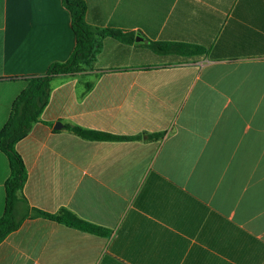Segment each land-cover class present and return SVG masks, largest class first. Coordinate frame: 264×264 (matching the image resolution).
I'll return each mask as SVG.
<instances>
[{"label":"crops","instance_id":"crops-1","mask_svg":"<svg viewBox=\"0 0 264 264\" xmlns=\"http://www.w3.org/2000/svg\"><path fill=\"white\" fill-rule=\"evenodd\" d=\"M83 1L87 23L134 41L105 36L92 70L54 76L15 149L30 206L65 207L109 234L25 218L0 264H264V0ZM74 44L61 0H0V128L25 78ZM64 124L163 136L86 140ZM8 174L0 149V215Z\"/></svg>","mask_w":264,"mask_h":264},{"label":"trees","instance_id":"trees-1","mask_svg":"<svg viewBox=\"0 0 264 264\" xmlns=\"http://www.w3.org/2000/svg\"><path fill=\"white\" fill-rule=\"evenodd\" d=\"M61 1L71 17V26L75 37L74 47L66 60L50 63L44 74L25 78V85L13 99L8 117L0 128V149L7 156L9 165V174L4 183L5 205L3 213L0 215V242L8 233L16 230L25 218L33 217H44L96 235L105 236L109 234V229L84 220L65 207L56 212H47L30 206L22 194L27 170L21 156L15 149V144L28 134L48 104L51 79L59 74L92 70L96 55L102 46V39L105 36H110L127 44L134 41L131 31L123 32L114 28H101L87 23L85 20L86 5L83 0ZM153 45L157 50L172 51L186 57H193L204 52L199 46L183 42H154ZM91 86L90 82H86L85 91L89 90ZM64 128L86 140H140L144 135L146 139L151 140L163 136L161 132L120 135L73 124H64Z\"/></svg>","mask_w":264,"mask_h":264},{"label":"water","instance_id":"water-1","mask_svg":"<svg viewBox=\"0 0 264 264\" xmlns=\"http://www.w3.org/2000/svg\"><path fill=\"white\" fill-rule=\"evenodd\" d=\"M135 40H137V37H135ZM61 126V123L60 122H57L56 124H55V126H54V128H59Z\"/></svg>","mask_w":264,"mask_h":264}]
</instances>
